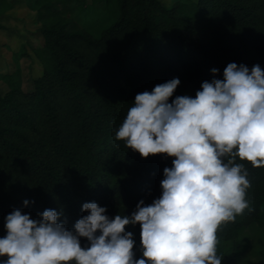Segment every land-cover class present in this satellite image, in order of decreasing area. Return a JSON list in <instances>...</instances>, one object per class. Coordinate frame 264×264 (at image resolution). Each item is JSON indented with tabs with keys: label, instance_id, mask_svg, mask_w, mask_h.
Here are the masks:
<instances>
[{
	"label": "trees",
	"instance_id": "obj_1",
	"mask_svg": "<svg viewBox=\"0 0 264 264\" xmlns=\"http://www.w3.org/2000/svg\"><path fill=\"white\" fill-rule=\"evenodd\" d=\"M32 9L43 41L34 50L42 74L30 91L19 70L0 74L10 89L0 93V237L6 216L17 208L33 218L63 209L62 219L73 228L87 214L85 202L106 207L110 218L130 216L142 199L152 203L174 158H144L116 139L136 94L178 77L173 98L195 96L213 78L212 68L223 79L230 62L264 69V0H178L171 6L159 0H33ZM25 55L20 51L18 58ZM236 163L249 172L251 210L218 230L222 264H238L244 231L264 226V166ZM126 231L134 234V258H141L140 225ZM257 254L251 264H264V250Z\"/></svg>",
	"mask_w": 264,
	"mask_h": 264
},
{
	"label": "clouds",
	"instance_id": "obj_2",
	"mask_svg": "<svg viewBox=\"0 0 264 264\" xmlns=\"http://www.w3.org/2000/svg\"><path fill=\"white\" fill-rule=\"evenodd\" d=\"M211 72L195 96L173 98L178 77L137 93L115 132L144 158H174L163 170L158 198L142 199L130 216L114 218L97 202H85L87 214L73 228L63 209L48 208L36 218L13 209L0 237V257H7L0 264H222L218 230L251 210L249 172L236 160L264 166V69L230 62L223 79L217 68ZM137 224L139 259L134 234L126 231Z\"/></svg>",
	"mask_w": 264,
	"mask_h": 264
},
{
	"label": "rangeland",
	"instance_id": "obj_3",
	"mask_svg": "<svg viewBox=\"0 0 264 264\" xmlns=\"http://www.w3.org/2000/svg\"><path fill=\"white\" fill-rule=\"evenodd\" d=\"M159 1L171 6L178 0ZM92 2L86 0L88 5H92ZM32 3L33 0H0V74L19 70L26 91L33 89V82L41 76L43 68L34 54V50L41 48L43 41ZM91 19V16H87L86 23H90ZM101 27V23L97 24L94 31L98 32ZM20 51H25L26 55L18 58ZM9 90V86L0 81V93L5 94ZM240 242L244 250L239 255L238 264L255 262L257 252L264 250V226L256 224L247 229Z\"/></svg>",
	"mask_w": 264,
	"mask_h": 264
}]
</instances>
